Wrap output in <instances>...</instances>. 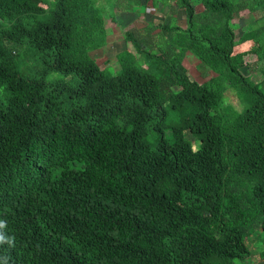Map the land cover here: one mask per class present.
<instances>
[{
    "label": "trees",
    "instance_id": "obj_1",
    "mask_svg": "<svg viewBox=\"0 0 264 264\" xmlns=\"http://www.w3.org/2000/svg\"><path fill=\"white\" fill-rule=\"evenodd\" d=\"M105 1L163 10L114 73L99 0H0V264H264V0Z\"/></svg>",
    "mask_w": 264,
    "mask_h": 264
},
{
    "label": "rangeland",
    "instance_id": "obj_2",
    "mask_svg": "<svg viewBox=\"0 0 264 264\" xmlns=\"http://www.w3.org/2000/svg\"><path fill=\"white\" fill-rule=\"evenodd\" d=\"M99 6H101L102 10L104 11V15H105L104 17L106 19V26H107V30L109 31V37L107 44L104 45V47L91 52V54L98 62L101 69H105L108 70L110 73H114V71L118 69V65L115 59V54L120 49L125 47V43L123 41L120 32V27H122L123 25H121V22L119 23L117 21L118 24L115 23L114 26L113 23L110 20H108L109 18L108 16L110 14L111 8L105 0H100ZM159 14L160 12L157 11V8L155 6L148 5V8L145 9V12L141 14V16L138 15L136 19L142 18L146 21H150V20L158 21L160 17ZM132 16L135 17L136 14L133 12ZM248 20H249V14L246 10H244L241 13V16L236 15L235 18L233 19L236 39L242 36L243 28L247 24ZM128 25H132V23ZM254 47H255V43L250 39V37L245 36L244 38H242L241 42L238 45H236L235 50L245 52L243 56V61L245 63H248L249 66L242 67L244 74L247 75L252 72L254 78H256L257 76H260V73L258 72L260 64L257 62L256 54L252 52ZM184 64L188 68V73L190 77L197 79L201 82H204L208 79V76H205L204 74L205 68L199 64V61L192 54L186 55ZM225 100L227 102L234 103L237 106V108L240 109V106L236 101L237 97L233 93L228 92L225 96Z\"/></svg>",
    "mask_w": 264,
    "mask_h": 264
},
{
    "label": "crops",
    "instance_id": "obj_3",
    "mask_svg": "<svg viewBox=\"0 0 264 264\" xmlns=\"http://www.w3.org/2000/svg\"><path fill=\"white\" fill-rule=\"evenodd\" d=\"M100 2V0H99ZM134 9L130 10V11H113V16L115 18V21L112 20V11H110V14H109V18L108 20H110L113 25L115 26V23L118 24V22L120 23L121 22V25L123 26H127L128 24L132 23L136 20V18L139 16H141V14H143L145 12V9L148 8V7H145L144 5L143 6H140V7H133ZM144 9V11H143ZM157 11L160 12V16H161V13H162V9H157ZM133 12L136 14L135 17L132 16ZM118 21V22H117ZM105 25H106V20H105ZM131 26V25H129ZM107 28V26H106ZM109 33V31H108ZM108 37H109V34H108Z\"/></svg>",
    "mask_w": 264,
    "mask_h": 264
},
{
    "label": "clouds",
    "instance_id": "obj_4",
    "mask_svg": "<svg viewBox=\"0 0 264 264\" xmlns=\"http://www.w3.org/2000/svg\"><path fill=\"white\" fill-rule=\"evenodd\" d=\"M0 226H2V225H0Z\"/></svg>",
    "mask_w": 264,
    "mask_h": 264
}]
</instances>
